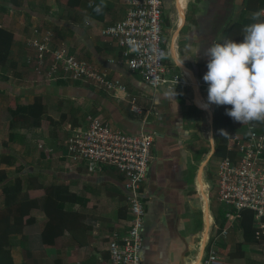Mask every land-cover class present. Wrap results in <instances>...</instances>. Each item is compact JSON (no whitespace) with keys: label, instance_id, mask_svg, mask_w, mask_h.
Masks as SVG:
<instances>
[{"label":"crops","instance_id":"crops-1","mask_svg":"<svg viewBox=\"0 0 264 264\" xmlns=\"http://www.w3.org/2000/svg\"><path fill=\"white\" fill-rule=\"evenodd\" d=\"M202 1L207 5L205 11H201ZM19 2L20 5L13 8L0 0V26L14 34L11 51L15 45L19 46L17 41L21 43L27 38L25 35L30 34L32 26L50 30L57 44L85 59L97 71L121 81L125 93L103 90L100 95L95 88L89 90L77 82L65 86L42 83L35 87L30 81L31 87H22L7 80L15 89L4 90L1 100L6 93H11L19 98L25 95V102H30L32 94H41L42 102L47 104V115L53 119L57 118L59 110L54 107L56 100L51 95L64 96L69 100L64 101L65 104L79 106L82 110L89 106L85 101H93L98 105L86 115H99L104 119L99 112L102 108L109 115L107 122L113 128L131 133L147 128L152 133V142L148 170L140 185L144 210L141 264H199L205 238L216 227L214 214L219 206L210 183L215 164L209 176L205 169L216 133L212 126L215 104L207 109L196 104L197 101L207 102L208 85L203 76L208 70V58L204 50L214 43H223L228 23L234 22L239 14L242 28L253 23L251 16L264 6V0L254 11L244 9L242 0H162L163 62L169 74L173 71L187 82L176 84L170 91L163 86L148 87L139 74L130 72L118 62L114 42L100 34L103 27L123 17V0ZM29 27L30 32H27ZM242 28L238 36L241 42ZM18 64L16 70L27 69ZM43 93L48 94L46 99L42 98ZM123 97H133L141 107V114H133ZM0 119L7 129L2 111ZM231 125L234 136L244 133V124L232 119ZM69 126L72 127V122L64 121L50 135L47 121L43 119L40 127L25 131L26 144L17 146L29 157L27 164L19 159L23 157L21 154L7 151L16 157L14 162L23 161H18L16 175L27 179L29 174H39L32 180L34 184H42L23 188L19 195L36 200L38 206L30 208L23 217V220L30 217L33 221L25 223L20 233L9 236L15 237L11 245L16 244L19 249L16 255L23 257L16 256L21 259L16 264H108L107 235L127 226L128 212L120 175L109 168L88 172L82 163L69 161L64 149ZM12 167L13 164L0 165L9 177L12 174L8 170ZM44 196L57 200L60 208L68 212L62 233L50 245L39 241V232L46 220L41 210ZM260 240L243 243L241 230L234 220L226 235L214 241L218 264H264V241ZM10 251L12 254V246Z\"/></svg>","mask_w":264,"mask_h":264},{"label":"built area","instance_id":"built-area-1","mask_svg":"<svg viewBox=\"0 0 264 264\" xmlns=\"http://www.w3.org/2000/svg\"><path fill=\"white\" fill-rule=\"evenodd\" d=\"M123 3V17L100 31L117 47L118 62L130 72L139 74L152 89L163 86L170 91L176 84H187L173 71L169 74L163 62L162 0H123ZM25 46L28 51L25 63L36 76L35 81L62 80L91 85L114 94L115 91L125 93L121 81L97 71L85 59L57 44L50 30L32 26ZM124 100L133 114H141V107L133 97ZM68 131L64 149L69 161L82 163L88 172L114 169L121 177L128 223L107 235L108 264H141L144 210L140 185L148 170L152 133L143 128L134 133L124 132L113 128L99 115H86L82 124L69 126ZM226 148L234 152L235 157L226 156L215 161L212 184L225 222L218 232L215 227L213 233L207 234L199 264H218L214 241L226 235L243 209L252 212L254 239L264 236V122L244 123V133L229 138Z\"/></svg>","mask_w":264,"mask_h":264},{"label":"trees","instance_id":"trees-1","mask_svg":"<svg viewBox=\"0 0 264 264\" xmlns=\"http://www.w3.org/2000/svg\"><path fill=\"white\" fill-rule=\"evenodd\" d=\"M3 1L8 2V4H10L9 6L13 8L20 5V0ZM262 3L263 0H242V7L246 10L254 11L258 10ZM30 27L28 32H30ZM241 28V14H239L234 22L228 23L224 33V35L226 34L225 40L233 39L237 43H240L241 41L238 39V36L240 35ZM13 42L14 34L10 30L0 26V94H2L4 90H14V88L7 83L8 73L12 74L15 78L22 77L21 73L16 70V64L19 63L24 67L27 66L25 63V52L22 58L13 57L11 51ZM18 44L22 46L23 42H19ZM53 84L56 86H65L68 85V82L56 80ZM80 85L92 90L90 85ZM47 90L48 89H46V91ZM31 96L30 102L16 103L14 107H7L2 112V118L7 122L6 140L12 144H26L24 132L40 127V122L43 119L47 121L50 135H53L54 129L64 121L72 122V126L84 122L86 115L81 116V111L77 108L78 106L74 107L71 104L67 105L64 101L61 102L60 99L57 98L54 107L58 108L59 112L57 118L53 119L47 115V104L42 102L41 94L35 93ZM230 108V105H214L212 112V126L216 133L213 135L214 145L210 157L216 160L226 156L230 158L235 157L234 152L226 148L227 140L234 136V129L231 125L232 118L226 114V111ZM93 112L92 110V113ZM72 119L75 121H72ZM222 130L226 132V134H222ZM145 131L149 130L145 128ZM6 140L1 142V146L7 150ZM15 160L16 157L13 154L5 151L0 152V165H12ZM207 175L209 176L210 172L207 173ZM36 177H39V174H29V176L26 177L27 179L16 174L9 177L5 168H0V264H14L10 253L11 239L9 236L11 234L20 233L25 223L33 221L30 217L23 220V217L28 214L30 208L38 206L37 201L28 199L26 195L20 198L19 195L23 188L29 189L42 185L40 183H33L32 179ZM210 183L211 185L213 184L212 178H210ZM41 203V210L44 212L46 220L39 232V241L41 244L50 245L54 241V238L62 233L68 218V212L62 210L60 208V203L55 199L49 198V196H44ZM214 222L216 224V231L218 232L225 222L223 210L220 205L214 214ZM235 222L241 230L243 243H255L257 241L253 237L252 212L250 210H241ZM262 239H264V236ZM20 245L23 246L22 244Z\"/></svg>","mask_w":264,"mask_h":264},{"label":"clouds","instance_id":"clouds-1","mask_svg":"<svg viewBox=\"0 0 264 264\" xmlns=\"http://www.w3.org/2000/svg\"><path fill=\"white\" fill-rule=\"evenodd\" d=\"M251 20L242 28V42L226 39L205 48L207 102L197 101L203 109L230 105L226 114L242 124L264 122V9L254 12Z\"/></svg>","mask_w":264,"mask_h":264},{"label":"rangeland","instance_id":"rangeland-1","mask_svg":"<svg viewBox=\"0 0 264 264\" xmlns=\"http://www.w3.org/2000/svg\"><path fill=\"white\" fill-rule=\"evenodd\" d=\"M193 7H195V4L194 3H192L191 4ZM191 7L189 8V11H191ZM207 9V5L205 6V4H204V1H202V7H201V11L203 10V11H205ZM192 20H194V19H192ZM229 20V19H228ZM194 25H195V22H194ZM27 30V29H26ZM26 30H25V32H26ZM28 32V31H27ZM30 36V34L28 35V36H26L25 35V37H29ZM26 38V39H27ZM25 39V40H26ZM25 40H23V41H21V42H23V45L22 46H18L17 47V45H15L14 47H13V49H12V55H13V57L14 58H19V57H21L22 58V55L24 54V52L26 53V51L27 50H25ZM18 43L20 42V40L19 41H17ZM17 44V43H16ZM27 53H28V51H27ZM19 61V60H18ZM18 63V62H17ZM19 65V64H18ZM21 66V65H20ZM22 70H23V68L21 69V70H17V71H19L20 73H21V75H22V77L21 78H15V77H13L12 76V74H10V73H8V80H10V82H12V83H14L16 86H22V87H31L30 86V83L31 82H33V84L34 85H36L35 87H39V86H37V85H40V83H42V82H39V81H35V79H36V76H34V74H33V72L31 71V68L29 67V66H27V69L26 70H23V72H22ZM26 79H28V80H26ZM31 81V82H30ZM8 82V81H7ZM47 83H54V82H47ZM63 86V85H62ZM15 86H13V88H14ZM95 88V87H94ZM15 89V88H14ZM96 89V91L95 92H97L98 94H100V95H103V90L102 89H98V88H95ZM3 93H4V91H3ZM20 96H12L11 95V93L10 94H8V93H6L2 98V100H1V97H0V111H2L3 112V110H5L7 107H9V108H12V107H14V105L16 104V103H26L25 101V95H23L22 97L23 98H19ZM48 97V94H46V93H43V96H42V98L43 99H46ZM51 97H52V99H55V100H57V98L58 99H60V101L62 102V101H69L67 98H65L64 96H54V95H51ZM28 99V98H27ZM85 103H89V106H87V108L86 109H84V110H82L79 106L77 107L78 109H80V111H81V116H85L86 114H87V112H88V110L89 109H91V108H95L98 104H96L95 102H93V101H85ZM67 105H70V104H67ZM96 109V108H95ZM97 111V110H96ZM99 112L100 113H102L103 114V117H104V119H106L105 121H107L110 117H109V115L107 114V112H105V111H103L102 110V108L99 110ZM1 120V119H0ZM244 129V128H243ZM7 137V130H6V128H5V123H4V121L3 120H1L0 121V142L1 141H5V140H2V138H6ZM7 141V144H9V146L7 145V147H9L10 148V150H6V149H4V148H2V146H1V143H0V152H3V151H5V152H7V151H11L14 155H17V154H21L23 157H21V158H19V159H24V162L23 161H21V160H19V159H17V161L16 162H13V166L14 167H12L11 169H9L8 171H9V173L10 174H12V175H15V172H16V168L18 167V161H20L21 163L23 162V163H25V164H27L26 162L28 161V159H29V157L28 156H25L24 155V153L22 152L23 151V148L20 146H17V143H13V144H11V143H9L8 142V140H6ZM215 161H216V159H214V158H211L210 157V159H209V161H208V163L206 162V164H205V169H206V171H207V173H209V171L210 170H212L213 169V167H214V164H215ZM22 168V167H21ZM23 169V168H22ZM13 238H15V237H11L10 239H11V241L13 240ZM260 241H264V240H260ZM16 245V244H15ZM13 243H12V254L11 255H13L12 256V258H13V261H14V264H16V262L20 259V258H17V257H22L21 255L20 256H18V255H16V252H17V250H19L16 246H15ZM11 248V247H10ZM10 253H11V251H10ZM17 256V257H16ZM22 259H23V257H22ZM21 260V259H20ZM26 260H27V258H26Z\"/></svg>","mask_w":264,"mask_h":264},{"label":"bare ground","instance_id":"bare-ground-1","mask_svg":"<svg viewBox=\"0 0 264 264\" xmlns=\"http://www.w3.org/2000/svg\"><path fill=\"white\" fill-rule=\"evenodd\" d=\"M180 1V0H179ZM190 82H191V80H190ZM193 87H194V85H193ZM194 100V99H193ZM194 103H196V101L194 100ZM197 104V103H196ZM201 169V168H200ZM198 179V178H197ZM199 183V182H198ZM198 186V185H197ZM199 188H200V184H199V186H198ZM200 191V190H199ZM201 193V192H200ZM204 198V197H203ZM202 198V199H203ZM212 222V221H211ZM204 223V222H203ZM210 225V224H209ZM203 241V240H202ZM198 251H199V249H198Z\"/></svg>","mask_w":264,"mask_h":264}]
</instances>
